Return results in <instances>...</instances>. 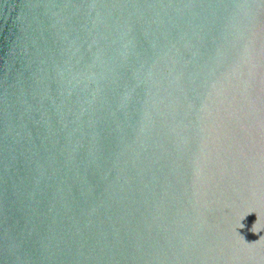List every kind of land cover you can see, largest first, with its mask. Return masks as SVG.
I'll use <instances>...</instances> for the list:
<instances>
[{"label": "water", "instance_id": "obj_1", "mask_svg": "<svg viewBox=\"0 0 264 264\" xmlns=\"http://www.w3.org/2000/svg\"><path fill=\"white\" fill-rule=\"evenodd\" d=\"M0 264H264V0H0Z\"/></svg>", "mask_w": 264, "mask_h": 264}]
</instances>
